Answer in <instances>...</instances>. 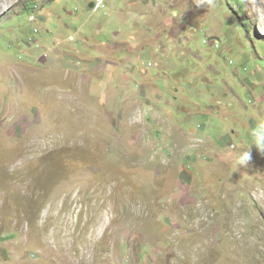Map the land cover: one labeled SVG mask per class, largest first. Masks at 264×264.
Wrapping results in <instances>:
<instances>
[{"label":"rangeland","instance_id":"rangeland-1","mask_svg":"<svg viewBox=\"0 0 264 264\" xmlns=\"http://www.w3.org/2000/svg\"><path fill=\"white\" fill-rule=\"evenodd\" d=\"M92 1L0 0V264H264V0Z\"/></svg>","mask_w":264,"mask_h":264},{"label":"clouds","instance_id":"clouds-1","mask_svg":"<svg viewBox=\"0 0 264 264\" xmlns=\"http://www.w3.org/2000/svg\"><path fill=\"white\" fill-rule=\"evenodd\" d=\"M193 2L197 7H201V6L211 5L213 0H193ZM105 4H106V1L104 5ZM90 7L94 9V8H99L101 6L97 7L96 0H95L91 2ZM257 22H258V25L260 26V30L264 31V16L258 15ZM249 135L251 137V142L247 144L245 149L237 156L236 165L238 167H245V168L249 167L250 161L252 160V155H251L252 146H255V148L262 155H264V121L258 122L256 126L253 129H251Z\"/></svg>","mask_w":264,"mask_h":264},{"label":"built area","instance_id":"built-area-1","mask_svg":"<svg viewBox=\"0 0 264 264\" xmlns=\"http://www.w3.org/2000/svg\"><path fill=\"white\" fill-rule=\"evenodd\" d=\"M106 0H96V6L99 7V6H102L104 5Z\"/></svg>","mask_w":264,"mask_h":264},{"label":"crops","instance_id":"crops-1","mask_svg":"<svg viewBox=\"0 0 264 264\" xmlns=\"http://www.w3.org/2000/svg\"><path fill=\"white\" fill-rule=\"evenodd\" d=\"M91 5V4H90Z\"/></svg>","mask_w":264,"mask_h":264}]
</instances>
